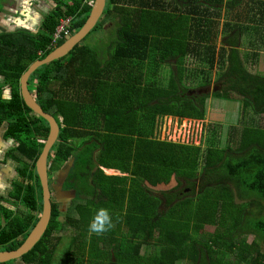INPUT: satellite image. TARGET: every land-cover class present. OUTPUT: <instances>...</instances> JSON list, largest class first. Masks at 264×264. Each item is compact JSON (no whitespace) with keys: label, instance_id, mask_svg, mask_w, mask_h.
<instances>
[{"label":"trees","instance_id":"obj_1","mask_svg":"<svg viewBox=\"0 0 264 264\" xmlns=\"http://www.w3.org/2000/svg\"><path fill=\"white\" fill-rule=\"evenodd\" d=\"M85 1L60 0L40 34L0 33V73L12 89L4 101L0 88V129L7 124L4 137L18 144L14 194L21 202L0 212V251L18 249L43 211L36 163L45 145L39 140L47 141L50 128L26 106L20 79L67 41L51 46L61 18L73 16L71 36L84 27L93 10ZM223 12L228 21L221 27ZM108 24L118 30L104 58L83 43ZM84 42L29 80L36 101L60 125L49 168L74 159L69 180L77 198L66 213L52 204L47 231L22 264H264V74L252 73L246 62L251 57L257 64L264 52V0H108ZM210 97L240 103L226 144L219 122L206 127L199 146L157 137L160 119L206 120ZM97 129L103 138L83 136ZM103 168L127 176H108ZM82 175L93 178L95 198L77 189ZM99 185L116 226L90 235L101 209ZM119 191L128 196L127 208ZM65 238L67 252H81L55 258ZM144 247L153 253L142 254Z\"/></svg>","mask_w":264,"mask_h":264},{"label":"rangeland","instance_id":"obj_2","mask_svg":"<svg viewBox=\"0 0 264 264\" xmlns=\"http://www.w3.org/2000/svg\"><path fill=\"white\" fill-rule=\"evenodd\" d=\"M1 8H2V6L0 4V9ZM226 16H227L226 13L223 12L222 16L220 18L221 27H224L225 23L228 21ZM229 19H230V17H229ZM109 28H111V29H109ZM117 30L118 29H117L116 25L114 26V24H108V25H106V27H101V25H99L98 29L96 31H94L93 34L83 44L89 45V46L95 48L105 58L109 55V52H110L109 48L112 45L115 38H117ZM223 38H224V36L222 34H220L219 40H218V42H219L218 48H221ZM247 53H248V51H247ZM252 60L253 59L251 57H248L246 59V62L248 64V70L251 71L252 73L258 72V73L264 74V52L260 53V56L258 57V61H257L258 63L257 64L253 63ZM192 61H193V59L191 61H189V63L191 65H192ZM215 74H216V71H214L212 81L216 78ZM214 84H215V82L212 85H214ZM30 90L34 94V93H36L37 88L35 87V85L31 84ZM239 107H240V103L236 100L235 101L222 100V99L210 97L209 99L206 100V108H207L206 120L199 121V120H191V119L187 118L181 122L180 119H178V118L166 117L164 119L159 120L158 125H157L156 135L159 139H161L163 141H170V142H175V143L199 146L200 144L205 143V136H206L205 129H206V127L210 123L219 122V124L222 125V131L221 132H222L223 140L226 144V139L228 137L229 128L234 126L235 124L238 125V119H239L240 113H241V110L239 111ZM32 115L34 116L35 114H32ZM56 118H57V116H56ZM260 121H261V118H260ZM60 122H61V119H60ZM102 133H103V131L97 129L96 131L89 132L88 134L83 133V136H89L90 134H92L91 137L95 138V135H96V137L98 135V137L100 139V138H103V137H100V135ZM82 139L83 138H81L79 142H81ZM13 152L15 154V150ZM13 166H15V165H13ZM104 171H105V174L108 176H127V174H123L121 171H116V173H109V170H107V169ZM79 172H82L83 174H85L84 170H79ZM93 176H94V174L92 175V177ZM92 177L82 175L80 177V180L81 181L84 180V183L79 184V187L77 189H81V192H82V190H84L85 191L84 195H86L90 198H95V194L92 193L95 190L94 186L91 184V181L93 180ZM95 179L98 180V176L95 175ZM77 182L79 183V180ZM68 183L74 184L72 180H69ZM77 184H75V185H77ZM99 186L100 187L97 189L99 191L98 192L96 191V193L98 194V196L100 198V201H99V203H100L101 197H102V200H107L109 198H107L108 193H103L101 191L102 186L101 185H99ZM172 186H174L173 183L169 187H172ZM197 186L200 187V185H197ZM123 188H125V190L129 189V187L124 185V184H123ZM234 188H236V187H234ZM0 189H1V193L4 196H7V193L5 192V190H3L5 188H0ZM159 189L164 190L165 187H161V188L159 187ZM120 193H121V191L115 193V195L118 198V202L121 205L125 204V207L127 208L128 205L126 203L128 201V196L125 197L123 193L121 196V195H119ZM239 196H240V194H239ZM80 198L81 197H79L77 200H79ZM82 198H84V197H82ZM236 199L238 201H241L238 196ZM254 200H256V198H254ZM102 202L99 204V206L101 208H104V205ZM245 202H247V201H245ZM67 203H68V201H67ZM261 203H262V205H264V201H261ZM122 227L126 228L125 225H123ZM210 231H213V229L206 228L204 233H208ZM253 238H254L253 236H249V237H247V241L249 243H251L253 241ZM69 245H70V240L68 241V239H66V238L63 239V242L59 245L58 249L55 252V258L59 259L60 256H64V255L66 256L67 253L75 252V253L79 254L81 252V251H79V249H74L73 251L67 252V250H68L67 248L69 247ZM149 253L152 254L153 251H151L148 247H144L142 250V254L146 255ZM8 263H10V264H18V263L22 264V260L21 259L16 260L15 262L10 261ZM179 264H190V263L188 261H183V262H180Z\"/></svg>","mask_w":264,"mask_h":264},{"label":"water","instance_id":"obj_3","mask_svg":"<svg viewBox=\"0 0 264 264\" xmlns=\"http://www.w3.org/2000/svg\"><path fill=\"white\" fill-rule=\"evenodd\" d=\"M108 0H96L95 6L91 12V15L84 25V27L71 36L63 45L55 49L50 55H48L44 60H39L34 62L28 70L22 75L20 80L21 96L26 104V106L31 109L35 114L39 115L41 118L46 120L49 124L50 133L47 141L45 142L43 151L37 160L36 171L40 179V184L42 186L43 192V211L38 224L29 234L25 242L16 250L13 251H0V263H6L12 260H19L22 256L29 251H31L41 240L47 231L48 225L52 217V193L48 182V161L50 153L52 152L54 146L58 142L60 134V126L51 114L46 113L43 108L36 101L35 97L31 94L28 89V83L30 77L33 73L41 68L42 66L48 65L56 60L64 58L67 56L78 44H81L91 32L98 26L102 17L105 14L107 8ZM214 90H217L216 88ZM208 91V90H205ZM74 159L69 164H66L61 170V175L64 174L65 177L68 176L71 168L74 166ZM106 170V168H104ZM64 177V178H65ZM63 184L58 187L57 194L62 196H67V194L72 195L73 198L76 197V191H70L69 193L63 192ZM65 199V198H64ZM67 201L66 199L64 200ZM69 202V200H68Z\"/></svg>","mask_w":264,"mask_h":264},{"label":"crops","instance_id":"obj_4","mask_svg":"<svg viewBox=\"0 0 264 264\" xmlns=\"http://www.w3.org/2000/svg\"><path fill=\"white\" fill-rule=\"evenodd\" d=\"M62 1H66V3L69 4H72L74 2V0H62ZM92 1H95L96 3V0H86L85 4L91 6L90 3ZM0 4L2 6V8L0 9V33H13V34L15 33L40 34L43 29L42 24L45 17L48 14H50L52 11H54L58 5V3L56 5L50 2L49 0H0ZM70 17L73 18V16ZM1 77L2 79L6 80L4 75L0 76V78ZM2 79H0V88L1 90L4 89V94H6L7 97H9L11 96L12 93L11 89L9 88L10 87L9 83H7V81H4ZM9 144H12L13 146L10 147ZM17 147L18 144H16L15 140H13V142L7 139L2 140V135H0V188H5L3 190H5V192L7 193V196H4L1 193V189H0V212L2 211V209L12 210L14 208L16 210L21 206V202L19 200L18 194L17 195L14 194L16 190L18 193L17 186H15L16 180L18 178L17 177L18 166H17V162L15 161V155H13V151ZM107 170H111V169H107ZM58 171L59 170H57V172ZM114 171H118V170H114ZM10 175L12 177H14L15 175L13 183L9 179Z\"/></svg>","mask_w":264,"mask_h":264},{"label":"flooded vegetation","instance_id":"obj_5","mask_svg":"<svg viewBox=\"0 0 264 264\" xmlns=\"http://www.w3.org/2000/svg\"><path fill=\"white\" fill-rule=\"evenodd\" d=\"M49 1L52 2L53 4L57 5V3H59L60 0H49ZM0 76H3V75H1V73H0ZM0 79H2V77ZM2 80H4V79H2ZM4 81H6V80H4ZM30 86L31 85L28 84L29 90H30ZM1 97H2V99H4V101H7V100L11 99V96L7 97V95L4 94V90L1 93ZM27 120L28 121H32V120H35V119L33 118V116L31 114H28ZM7 127H8V125L6 124L5 126H3L0 129V135H2V140L7 139V140L13 142V140H14L13 138H4L3 134H5ZM44 142H46V141H44ZM9 145H10V147L13 146L12 144H9ZM64 177H65L64 174L61 175L60 170L57 172V171H52V169H50V168L48 169V182H49V187H50V190H51V193H52V203L55 204L56 207H59V210L62 213H66L68 211L69 207L71 206V204L74 203L76 198H77V191L70 187V185H72V184L68 183L69 182V174H68L67 177H65V178ZM14 178H15V175H14V177H12L11 175L9 177V179L12 181V183L14 182ZM60 184L61 185L63 184V186H62L63 187V189H62L63 192L69 193L70 191H76V197L73 198L72 195H70V194H67V196L58 195L56 190L58 189ZM64 198L67 201L69 200V202L68 203H67V201L65 202Z\"/></svg>","mask_w":264,"mask_h":264},{"label":"clouds","instance_id":"obj_6","mask_svg":"<svg viewBox=\"0 0 264 264\" xmlns=\"http://www.w3.org/2000/svg\"><path fill=\"white\" fill-rule=\"evenodd\" d=\"M29 91L32 92L31 90H29ZM20 93H21V87H20ZM32 95H33V92H32ZM34 97H35V95H34ZM48 168H49V163H48ZM115 226L116 225H115V222L113 220V216H112L111 212L108 209H106V208H101V209H99L96 212V214L94 215L93 219L91 220V222L89 224V227H88V231H89L90 235L91 234L103 235L104 233H106V232L110 231L111 229L115 228Z\"/></svg>","mask_w":264,"mask_h":264},{"label":"built area","instance_id":"obj_7","mask_svg":"<svg viewBox=\"0 0 264 264\" xmlns=\"http://www.w3.org/2000/svg\"><path fill=\"white\" fill-rule=\"evenodd\" d=\"M95 1L90 3L91 6H94ZM72 17H66L60 20L59 25L56 27L55 33L53 35V40L51 46H55L60 40L69 39L72 34ZM40 143H45L42 140H39Z\"/></svg>","mask_w":264,"mask_h":264}]
</instances>
